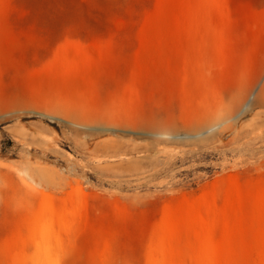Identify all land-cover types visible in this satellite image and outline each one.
<instances>
[{
  "label": "rangeland",
  "instance_id": "rangeland-1",
  "mask_svg": "<svg viewBox=\"0 0 264 264\" xmlns=\"http://www.w3.org/2000/svg\"><path fill=\"white\" fill-rule=\"evenodd\" d=\"M201 246L264 264V0H0V264Z\"/></svg>",
  "mask_w": 264,
  "mask_h": 264
},
{
  "label": "bare ground",
  "instance_id": "bare-ground-1",
  "mask_svg": "<svg viewBox=\"0 0 264 264\" xmlns=\"http://www.w3.org/2000/svg\"><path fill=\"white\" fill-rule=\"evenodd\" d=\"M206 33V32H205ZM207 36V35H206ZM199 65V64H198ZM198 65H196V66H198ZM200 66V65H199ZM197 68H202V67H197ZM195 70V69H194ZM196 74V73H195ZM197 76H198V74H197ZM197 82V81H196ZM47 222L45 223V225H46V228L45 229H47L48 230V233H50V231H52L51 230V219H52V217H51V215L50 216H48L47 215ZM206 220L205 219H203V218H200V222L202 223V222H205ZM48 227V228H47ZM43 228H44V225H43ZM42 228V231L44 230ZM39 232H41V231H39ZM44 234H47V232L46 231H44ZM53 234V233H52ZM42 235V234H41ZM44 237V236H43ZM47 237V236H46ZM43 239V238H42ZM46 239V238H45ZM49 252V251H48ZM43 255L44 256H47L48 254H47V250H43ZM200 253H201V262H202V264H215V262H216V260H215V257H216V252L213 250V249H211V248H209V247H203V246H201L200 247ZM47 254V255H46ZM165 260L166 259H163L161 262H159V263H156V264H166V262H167V260H166V262H165Z\"/></svg>",
  "mask_w": 264,
  "mask_h": 264
}]
</instances>
